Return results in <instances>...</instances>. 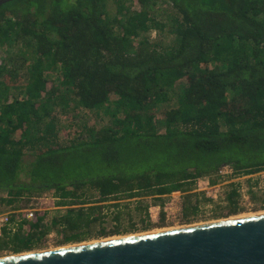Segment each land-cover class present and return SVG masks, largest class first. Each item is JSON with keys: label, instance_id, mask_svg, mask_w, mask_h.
<instances>
[{"label": "trees", "instance_id": "16d2710c", "mask_svg": "<svg viewBox=\"0 0 264 264\" xmlns=\"http://www.w3.org/2000/svg\"><path fill=\"white\" fill-rule=\"evenodd\" d=\"M113 2L112 14L105 0L0 5V202L20 208L53 191L66 207L50 221L61 242L88 238L120 199H138L135 218L147 230L141 197L188 194L200 178L214 184L223 166L264 172V0ZM159 7L172 10L168 20L157 18ZM165 27L168 43L146 36ZM13 46L18 53L2 52ZM57 107L98 109L109 123L60 142ZM231 185L216 218L237 212ZM41 220L4 231L0 250L32 251L47 233Z\"/></svg>", "mask_w": 264, "mask_h": 264}, {"label": "rangeland", "instance_id": "374dc122", "mask_svg": "<svg viewBox=\"0 0 264 264\" xmlns=\"http://www.w3.org/2000/svg\"><path fill=\"white\" fill-rule=\"evenodd\" d=\"M105 3L106 8L111 14L116 11V6L113 0H105ZM171 11L172 10L167 7L168 13L162 14L161 7H159L155 13L158 19L168 20V14ZM167 29L168 28L165 27L161 33H159L156 29H152L146 34V36H148L151 41L161 40L162 42L168 43L172 40V35H169ZM2 50L5 55L11 52L18 53L16 46ZM52 78L57 83L58 76L52 75ZM174 105L175 104L173 101L160 104L157 106V110L161 111L164 110V108H169L170 106ZM52 116L55 118V129L60 142H70L81 137L86 138L89 134L88 130H96L102 126H106L109 123V118L104 115L101 110H90L82 107H70L66 110H62V107H57L53 110ZM263 174L264 172L246 176L243 174L231 175L227 172L221 174L217 173V175H215L216 181L214 184L210 183V179L208 178H200L196 182L194 189L188 193L190 195L189 197H187L188 194L186 193H179L178 195L174 196L171 194L169 196L165 195L162 197L161 201L151 196L141 197L139 200L142 199L143 205H147L148 208L160 205V203L163 205V203L172 200V204L168 206L167 213L176 215L175 218H171L170 215L167 219L165 216L163 220H160L159 217L154 219L151 218V215L158 213L159 216V212L163 210L162 207H159V209H152L151 212H149L148 209V215L151 214L149 217V222L151 225L147 230H143L138 217L135 218L137 213L133 208L136 206V200L138 199H120L117 201L118 204H120L119 207H105L103 209L102 216L92 224L88 238L80 242H61L62 235L57 233L58 231L56 228L50 227L51 219L55 216L63 214L66 210V207L56 206L57 199L54 197L53 191L51 190L33 193L31 196H29L28 203L20 208H17V203L12 206H6L0 202V213H6L11 210L27 207L41 208V211L37 212V216L39 217V215L42 214L40 227L46 229L47 233L32 251L52 249L56 247L68 246L82 242H91L106 238L155 232L153 230L161 231L173 229V227L178 228L176 226H188L235 217L246 213L264 211V191L262 183ZM199 181L200 185L197 184ZM206 181H208V183H206ZM231 184H234V187L238 193L237 212L226 217L216 218L213 215L214 213L222 212L224 214L227 212V209H222V207L227 205L226 196L233 187ZM2 197H6L4 192H0V198ZM112 203L113 201L106 202V206H109ZM194 206L196 207V210L193 213L192 207ZM178 214H181V216L179 217ZM116 216L118 219L115 218ZM132 224H134V230L122 231L127 227L129 228ZM115 227H118L122 232L112 235L97 234V231L100 229H104L105 232H110ZM13 254L14 253L7 251L5 253H0V257L10 256Z\"/></svg>", "mask_w": 264, "mask_h": 264}, {"label": "water", "instance_id": "95a60500", "mask_svg": "<svg viewBox=\"0 0 264 264\" xmlns=\"http://www.w3.org/2000/svg\"><path fill=\"white\" fill-rule=\"evenodd\" d=\"M0 264H264V213L27 251Z\"/></svg>", "mask_w": 264, "mask_h": 264}, {"label": "built area", "instance_id": "2783aa9c", "mask_svg": "<svg viewBox=\"0 0 264 264\" xmlns=\"http://www.w3.org/2000/svg\"><path fill=\"white\" fill-rule=\"evenodd\" d=\"M226 172L233 175V170L229 166H223L219 170L218 173L221 174V173H226ZM263 179H264V174H263ZM206 183H208V181H206ZM197 184L200 185V181ZM171 204H172V200L169 202L167 201L163 203L162 205L163 210L160 212L164 213V216L166 217V219L169 218L170 215H171V218H175L176 216V215H172L171 213L169 214L167 213L168 206ZM159 207H160L159 205L154 206V207L153 206L149 207V212H151L152 209H159ZM38 211H41V208H33V207L28 208L27 207V208H22V209H17V210H11L6 213H0V239L3 237L4 231H10L13 233V232H18L20 228L23 229L26 223L31 222L35 218L38 217L37 216ZM40 216H42V214L39 215V217ZM178 216L180 217L181 214H178ZM157 217H159L158 213H156L155 215H151V218L157 219ZM5 252L7 251L0 250V253H5Z\"/></svg>", "mask_w": 264, "mask_h": 264}, {"label": "bare ground", "instance_id": "6f19581e", "mask_svg": "<svg viewBox=\"0 0 264 264\" xmlns=\"http://www.w3.org/2000/svg\"><path fill=\"white\" fill-rule=\"evenodd\" d=\"M261 213H264V211L254 212V213L241 214V215H238V216H235V217L250 216V215L261 214ZM230 218H231V217H230ZM193 225H194V224H193ZM176 227H184V226H176ZM170 228H171V227H170ZM173 228H174V227H173ZM153 231H156V230H153Z\"/></svg>", "mask_w": 264, "mask_h": 264}, {"label": "crops", "instance_id": "0c3cea01", "mask_svg": "<svg viewBox=\"0 0 264 264\" xmlns=\"http://www.w3.org/2000/svg\"><path fill=\"white\" fill-rule=\"evenodd\" d=\"M178 194H179V192L176 191V192H173L171 195L174 196V195H178ZM167 196H169V195H167Z\"/></svg>", "mask_w": 264, "mask_h": 264}, {"label": "flooded vegetation", "instance_id": "af4514ba", "mask_svg": "<svg viewBox=\"0 0 264 264\" xmlns=\"http://www.w3.org/2000/svg\"><path fill=\"white\" fill-rule=\"evenodd\" d=\"M23 230L20 231V233H22Z\"/></svg>", "mask_w": 264, "mask_h": 264}]
</instances>
